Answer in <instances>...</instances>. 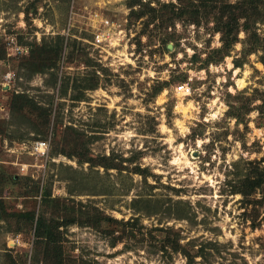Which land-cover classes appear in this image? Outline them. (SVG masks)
<instances>
[{
    "label": "rangeland",
    "instance_id": "374dc122",
    "mask_svg": "<svg viewBox=\"0 0 264 264\" xmlns=\"http://www.w3.org/2000/svg\"><path fill=\"white\" fill-rule=\"evenodd\" d=\"M170 2L0 0V264H52L15 215L28 210L73 218L58 227L64 264H264V182L236 192L264 168V41L248 54L240 28L219 57L211 20L168 26ZM252 29L264 39V19ZM38 139L46 161L22 151Z\"/></svg>",
    "mask_w": 264,
    "mask_h": 264
},
{
    "label": "trees",
    "instance_id": "16d2710c",
    "mask_svg": "<svg viewBox=\"0 0 264 264\" xmlns=\"http://www.w3.org/2000/svg\"><path fill=\"white\" fill-rule=\"evenodd\" d=\"M178 4H174L170 2L168 5L171 7V15L166 18L168 19V26L172 25L173 22L169 21L171 19H181L187 22H191L193 24H197L199 22V14H203L206 19L211 20L212 22V30L218 34V39L220 41V46L213 48L211 50L212 53L219 54V57H224L228 55L230 52V47L237 41V33L240 28L245 31H248V48L247 53L254 52L258 45L261 46V41L264 39L261 38L258 34H256L255 30L252 29V24L257 22L258 20L264 19L263 11L261 5H264L262 0H236L235 2H229L228 0H177ZM133 13V11L131 12ZM139 14H137L138 17ZM262 17V18H261ZM162 21V20H161ZM62 39V37L60 38ZM59 40V36L57 38ZM263 45V44H262ZM33 51L38 54H42L45 52L43 47L34 45ZM32 51V52H33ZM3 52V50H2ZM32 52L29 57H32ZM34 53V54H35ZM57 50H53V55H57ZM4 52L0 54L3 56ZM50 58V57H49ZM233 65L235 67L240 66V62L236 59L232 60ZM33 69H37V71H42L41 66H34ZM20 100V101H19ZM17 103V109H21L23 106H27L31 111H35L38 116L42 118V123L48 122L49 110L40 107L37 105L31 98L24 95L23 93H13L11 95V104ZM230 109L226 112L230 116L240 119L241 115H244L246 111H250V108L246 103L244 105L240 104L239 107L229 104ZM13 107V106H12ZM260 108H264V98H262L260 103ZM92 160V159H90ZM99 161V160H98ZM98 165H102L103 167H109L111 164L107 162H95ZM264 168L259 172V178H247L246 180L241 181V185L244 187L243 190H238L236 188V192H241L244 195H247L250 190L261 186L264 182ZM40 197L43 202L49 203L52 201L59 202L58 198L50 197L49 189H44L40 191ZM55 199V200H54ZM0 209L1 205H0ZM2 211V210H0ZM17 217H24L27 221H34V230L37 236H43L46 240L47 246L51 248L53 254L50 256L45 253V256L51 257L52 264H64L62 263L60 256V247L58 242L60 241L61 235L58 227L60 225H66L68 223L73 222V218H69L65 222H58L55 219H46L38 215L34 217L33 211H24L21 213H16ZM100 220H110L115 221L107 216H99L94 215L90 219H86L88 223L92 225L98 226ZM82 223V221H80ZM174 244V241H170ZM174 248L176 245L173 246Z\"/></svg>",
    "mask_w": 264,
    "mask_h": 264
},
{
    "label": "built area",
    "instance_id": "2783aa9c",
    "mask_svg": "<svg viewBox=\"0 0 264 264\" xmlns=\"http://www.w3.org/2000/svg\"><path fill=\"white\" fill-rule=\"evenodd\" d=\"M94 42H96V43L102 42V39L99 38L98 33L95 34V36H94ZM94 42H92V43L95 44ZM175 89L180 91L181 93L185 94L188 92L189 87L187 86L186 83H179V84L175 85ZM22 151L29 156H33L35 158H39V159L46 161L47 156H48V140H46V139L33 140V141L29 142L28 146L23 147ZM20 243L21 242H20L19 237L15 236L14 238L10 239V242L7 243V246H11V247L17 246Z\"/></svg>",
    "mask_w": 264,
    "mask_h": 264
}]
</instances>
